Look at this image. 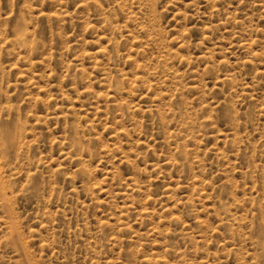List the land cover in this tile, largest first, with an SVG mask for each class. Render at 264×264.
Wrapping results in <instances>:
<instances>
[{
  "label": "rangeland",
  "instance_id": "374dc122",
  "mask_svg": "<svg viewBox=\"0 0 264 264\" xmlns=\"http://www.w3.org/2000/svg\"><path fill=\"white\" fill-rule=\"evenodd\" d=\"M0 264H264V0H0Z\"/></svg>",
  "mask_w": 264,
  "mask_h": 264
},
{
  "label": "bare ground",
  "instance_id": "6f19581e",
  "mask_svg": "<svg viewBox=\"0 0 264 264\" xmlns=\"http://www.w3.org/2000/svg\"><path fill=\"white\" fill-rule=\"evenodd\" d=\"M4 130V129H3ZM5 131V130H4ZM6 132V131H5ZM6 134V133H5ZM3 138V137H2ZM6 139H7V137H6Z\"/></svg>",
  "mask_w": 264,
  "mask_h": 264
}]
</instances>
